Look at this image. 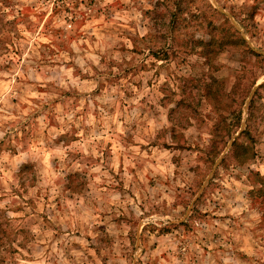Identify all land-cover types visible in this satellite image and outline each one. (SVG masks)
Listing matches in <instances>:
<instances>
[{
	"label": "rangeland",
	"instance_id": "obj_1",
	"mask_svg": "<svg viewBox=\"0 0 264 264\" xmlns=\"http://www.w3.org/2000/svg\"><path fill=\"white\" fill-rule=\"evenodd\" d=\"M0 264H264V0H0Z\"/></svg>",
	"mask_w": 264,
	"mask_h": 264
}]
</instances>
